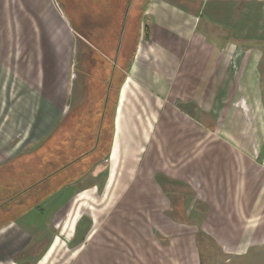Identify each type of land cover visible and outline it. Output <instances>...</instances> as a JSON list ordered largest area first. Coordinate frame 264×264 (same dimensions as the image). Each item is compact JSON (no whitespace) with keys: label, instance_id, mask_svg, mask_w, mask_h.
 <instances>
[{"label":"crops","instance_id":"obj_1","mask_svg":"<svg viewBox=\"0 0 264 264\" xmlns=\"http://www.w3.org/2000/svg\"><path fill=\"white\" fill-rule=\"evenodd\" d=\"M197 233L264 237V0H0V264H202Z\"/></svg>","mask_w":264,"mask_h":264},{"label":"rangeland","instance_id":"obj_2","mask_svg":"<svg viewBox=\"0 0 264 264\" xmlns=\"http://www.w3.org/2000/svg\"><path fill=\"white\" fill-rule=\"evenodd\" d=\"M64 1V0H62ZM73 4H68L67 11L73 15ZM73 17V16H72ZM79 64L83 66L84 61L89 60L86 55H79ZM102 103L100 104L99 109L101 110ZM85 119V118H84ZM93 124H97L96 121H90ZM69 123H72L71 121ZM69 125V124H68ZM73 129V124H72ZM85 130L87 128L77 129L75 132L79 134H85ZM77 134H74L76 136ZM72 136V137H74ZM198 240L201 243V251H202V264H264V237L260 236L255 241L254 245L247 247L244 251H240L237 253H230L226 250L225 247L217 244L212 239L207 238L206 236L197 233Z\"/></svg>","mask_w":264,"mask_h":264},{"label":"trees","instance_id":"obj_3","mask_svg":"<svg viewBox=\"0 0 264 264\" xmlns=\"http://www.w3.org/2000/svg\"><path fill=\"white\" fill-rule=\"evenodd\" d=\"M110 94V93H109ZM109 94H107V99L109 100L110 99V96H109ZM109 96V97H108ZM107 100V101H108ZM94 116H92L91 118L89 117L88 119H82V120H77L76 121V126L78 127V128H89V127H91V124L93 123V122H90L91 120L92 121H94ZM93 125H95V124H93ZM92 125V126H93ZM102 125V124H101ZM69 142H71L72 144L70 145V143H68L67 145H68V148L69 147H73L74 149H75V151L76 152H74L73 153V155L71 156L70 155V153H69V155L71 156V157H69L68 156V159L67 158H63V161H64V165H66L67 164V161L68 160H71V159H75V160H79V159H81V158H77V157H79V156H83V154H84V151H85V149H80V147L79 146H77V145H75L76 143L74 142V144H73V142H72V139L69 137ZM88 144V143H87ZM85 145V147H87L88 145ZM64 155H66V154H64ZM38 157V156H37ZM62 161V162H63ZM61 167V166H60ZM59 166L57 167V166H55V168H53V169H58V168H60ZM54 171V170H53Z\"/></svg>","mask_w":264,"mask_h":264}]
</instances>
